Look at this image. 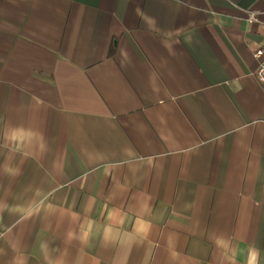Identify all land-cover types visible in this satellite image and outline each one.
<instances>
[{
	"label": "crops",
	"instance_id": "obj_1",
	"mask_svg": "<svg viewBox=\"0 0 264 264\" xmlns=\"http://www.w3.org/2000/svg\"><path fill=\"white\" fill-rule=\"evenodd\" d=\"M264 0H0V264H264Z\"/></svg>",
	"mask_w": 264,
	"mask_h": 264
},
{
	"label": "built area",
	"instance_id": "obj_2",
	"mask_svg": "<svg viewBox=\"0 0 264 264\" xmlns=\"http://www.w3.org/2000/svg\"><path fill=\"white\" fill-rule=\"evenodd\" d=\"M253 56L258 61L260 60V63L258 64L254 72V77L257 83L260 85V87L264 91V50L261 48L257 49L254 52Z\"/></svg>",
	"mask_w": 264,
	"mask_h": 264
}]
</instances>
